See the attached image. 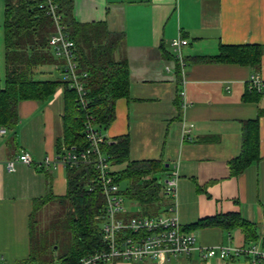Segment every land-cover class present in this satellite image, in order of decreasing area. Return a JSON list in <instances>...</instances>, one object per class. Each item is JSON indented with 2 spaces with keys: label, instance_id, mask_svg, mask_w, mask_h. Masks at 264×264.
<instances>
[{
  "label": "crops",
  "instance_id": "1",
  "mask_svg": "<svg viewBox=\"0 0 264 264\" xmlns=\"http://www.w3.org/2000/svg\"><path fill=\"white\" fill-rule=\"evenodd\" d=\"M72 18L81 24L103 23L117 40L114 58L128 68V97L115 101L114 118L102 129L103 136L112 140L127 135L130 161L161 160L166 168L159 174L164 177L163 192L170 169L177 164L176 198L164 192L170 202L164 199L160 211L175 206L181 228L193 233L198 246L264 248V94L243 98L251 74L264 80V0H73ZM176 37L188 41L182 47V71L170 45ZM240 44L263 47L259 69L208 60L220 45ZM50 55L56 62L37 67L34 77L49 79L56 71L57 80L64 82L60 61ZM4 76L3 55L0 88ZM63 90L59 86L45 101H19L14 132L6 129L0 136V256L5 264H25L28 259L33 200L49 191L56 197L66 192V169L37 166L58 153ZM255 118L259 160L232 176L228 161L240 153L242 123ZM59 144V150L65 147L62 141ZM22 152L30 155L32 164L16 163L14 171L7 172L5 163ZM225 214H237L252 224L257 238L246 239L238 228L186 230L199 220ZM165 264L249 263L242 258L205 259L193 251Z\"/></svg>",
  "mask_w": 264,
  "mask_h": 264
},
{
  "label": "trees",
  "instance_id": "2",
  "mask_svg": "<svg viewBox=\"0 0 264 264\" xmlns=\"http://www.w3.org/2000/svg\"><path fill=\"white\" fill-rule=\"evenodd\" d=\"M58 12L66 24L76 46L79 69L87 73L85 79L88 104L85 109H76V93L60 80H39L34 72L41 65L56 61L47 49L52 32V22L43 12L35 8L34 0H5L3 10V43L5 76L0 88V127L14 132L18 123L17 104L21 100H47L58 88L63 87L64 113L62 138L57 140L67 150L83 151L87 146L84 135V119L92 115L101 129L108 127L114 118V103L128 97V68L124 61L114 58L117 40L111 38L103 23L75 22L72 18L73 0H54ZM263 47L259 44L220 45L216 55L209 61L235 63L259 69ZM177 73V72H176ZM261 94L244 92V100L257 99ZM258 118L247 120L241 127V148L237 157L228 161L230 174L236 176L251 163L259 160ZM61 140V141H60ZM111 166L123 165L113 170L116 183L126 200L134 202L139 211L134 215L155 216L149 211L152 204L167 200L160 177L166 170L161 160L130 161L128 159L129 138L127 135L106 140L101 145ZM66 192L56 197L48 192L43 198L33 200L29 216L30 253L25 264H77L81 257L101 247L99 222L96 216L104 207V197L97 183V170L92 164L66 167ZM92 186L91 190L88 187ZM58 201L64 211L65 220L58 225L51 223L39 229L37 213L50 201ZM155 213L159 212L160 206ZM160 212H163L162 210ZM154 213V214H155ZM264 218V206H263ZM218 226L229 230L238 228L244 237L255 240L253 225L237 214L216 215L199 220L188 226ZM36 230V234H35ZM129 234L128 230H124ZM36 236V237H35ZM60 244L56 243L57 239ZM262 247H264V220Z\"/></svg>",
  "mask_w": 264,
  "mask_h": 264
},
{
  "label": "built area",
  "instance_id": "3",
  "mask_svg": "<svg viewBox=\"0 0 264 264\" xmlns=\"http://www.w3.org/2000/svg\"><path fill=\"white\" fill-rule=\"evenodd\" d=\"M35 8L44 13L52 22V32L47 46L51 54L60 61L59 69L62 80L69 90L76 93V109H85L88 104L85 79L87 73L79 69L76 46L71 38L58 5L54 0H34ZM188 41L180 37L171 40L170 45L182 71L185 62L182 47ZM248 92L264 94V80L258 74L249 76L246 83ZM84 135L88 146L81 152L67 150L63 147L53 157H45L37 166L73 167L79 164H92L97 170V183L102 188L104 207L95 217L99 222V233L103 247L80 258L77 264H103L121 260L139 262L152 260L165 264L171 259L185 257L197 251L205 259L220 258L235 260L244 259L249 264L264 263V248L257 244L248 246H198L192 232L181 228L175 211L171 206L157 216H131L127 220L117 218L116 214L127 213L125 197L116 183L107 156L101 145L107 140L101 127L96 124L92 115L84 119ZM6 128L0 127V136L5 135ZM16 163L32 164L27 152L5 163L7 172L14 171ZM178 180L177 164H174L164 182V192L173 200L176 198ZM92 186L88 187L91 190ZM124 230L130 233L125 234ZM0 264H5L0 256Z\"/></svg>",
  "mask_w": 264,
  "mask_h": 264
},
{
  "label": "rangeland",
  "instance_id": "4",
  "mask_svg": "<svg viewBox=\"0 0 264 264\" xmlns=\"http://www.w3.org/2000/svg\"><path fill=\"white\" fill-rule=\"evenodd\" d=\"M4 1L5 0H0V58H1V68L2 69H3V55H4V46H3ZM52 73L53 74L50 76L49 79L57 80L58 79L57 77H59V74L56 71H53ZM112 167H113V169H119L122 167V165H120L119 167L116 166L117 168L114 166H112ZM156 177H159V175H156ZM160 177H161V182L164 181L163 180L164 177H162V176H160ZM124 186H125V184H120L121 188H123ZM168 202H170L169 199L166 200V203H168ZM160 205L161 204H152L149 207V211H154V212H152L153 215L160 214L161 213L160 210H159V212L155 213V210H157L158 209L157 207ZM125 206H127L126 208H127L128 212L116 214L117 218H122V219L127 220L129 217L134 215L133 212L139 211V207L134 202L127 201L125 203ZM136 216H139V215H136ZM36 217L39 221L38 223L40 224L39 229H42L51 223H55L56 225H58L62 219L65 220V215H64V211H63L61 204L58 201H52V200L49 203H47L44 207H42V209L39 210ZM35 234H36V230H35ZM55 239H57L56 243L60 244L58 242V241H60V240H58L59 238H55ZM27 264H35V263L29 262Z\"/></svg>",
  "mask_w": 264,
  "mask_h": 264
}]
</instances>
